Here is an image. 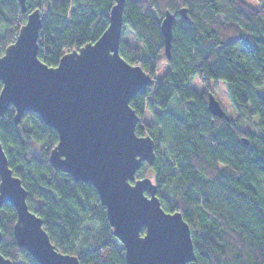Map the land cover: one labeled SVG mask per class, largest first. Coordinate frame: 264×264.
Returning <instances> with one entry per match:
<instances>
[{
  "label": "trees",
  "instance_id": "obj_1",
  "mask_svg": "<svg viewBox=\"0 0 264 264\" xmlns=\"http://www.w3.org/2000/svg\"><path fill=\"white\" fill-rule=\"evenodd\" d=\"M45 2L38 56L50 67L95 42L115 4L27 0L22 13L18 0H0V55ZM181 8L187 19L178 14ZM167 10L176 14L170 59L160 27ZM120 54L153 77L165 67L130 103L140 117L137 134L151 136L156 147L155 162L136 177L150 174L164 211L180 212L189 224L196 257L190 264H264V0L260 7L245 0H126ZM196 77L206 83L200 92L191 84ZM211 80L226 83L235 118L208 110ZM58 139L34 112L16 124L11 106L0 118L9 166L56 249L81 264H126L95 187L49 162ZM16 219L15 208L3 205L0 252L14 264H38L14 238Z\"/></svg>",
  "mask_w": 264,
  "mask_h": 264
},
{
  "label": "water",
  "instance_id": "obj_2",
  "mask_svg": "<svg viewBox=\"0 0 264 264\" xmlns=\"http://www.w3.org/2000/svg\"><path fill=\"white\" fill-rule=\"evenodd\" d=\"M18 1L26 13L27 0ZM114 1L102 35L64 54L56 67L38 56L42 8L28 14L16 40L0 55V118L12 106L16 124L31 111L57 131L49 162L76 182L95 187L126 264H190L196 257L189 224L180 212L164 211L152 178L136 177L145 163L153 165L156 147L151 136L137 134L140 117L130 103L157 80L121 56L126 0ZM178 14L188 18L186 8ZM175 17L167 10L160 23L168 59ZM207 103L213 116L230 120L214 94ZM27 195L0 140V215L5 204L15 208L18 246L38 264H81L78 256L56 249ZM2 239L0 230V245ZM0 264L14 263L0 252Z\"/></svg>",
  "mask_w": 264,
  "mask_h": 264
},
{
  "label": "rangeland",
  "instance_id": "obj_3",
  "mask_svg": "<svg viewBox=\"0 0 264 264\" xmlns=\"http://www.w3.org/2000/svg\"><path fill=\"white\" fill-rule=\"evenodd\" d=\"M245 2H247L251 6L260 7L262 5V0H245ZM41 8H42L41 9L42 13L45 10H47L46 2L42 3ZM164 71H165V67H161V69H158L157 72H156V76L154 78L156 80L161 78L163 73H164ZM191 84L199 92L204 90V87L206 86V83L201 81L200 78H198V77H196ZM209 86L212 89L215 97L219 100V102L221 103L222 107L227 112V114L230 117L235 118L237 116V112H236L235 108L232 105V102H231V99H230V96H229V93H228V89H227L226 83L223 82V81L211 80L210 83H209ZM145 120H146L147 123H152V115L150 113H147V115L145 117ZM147 177L152 178L150 174Z\"/></svg>",
  "mask_w": 264,
  "mask_h": 264
}]
</instances>
